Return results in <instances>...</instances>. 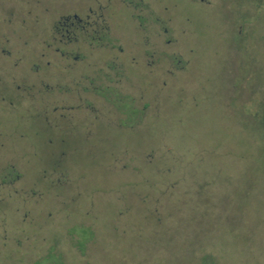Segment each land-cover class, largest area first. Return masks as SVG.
Here are the masks:
<instances>
[{
	"label": "rangeland",
	"instance_id": "obj_1",
	"mask_svg": "<svg viewBox=\"0 0 264 264\" xmlns=\"http://www.w3.org/2000/svg\"><path fill=\"white\" fill-rule=\"evenodd\" d=\"M0 264H264V0H0Z\"/></svg>",
	"mask_w": 264,
	"mask_h": 264
}]
</instances>
